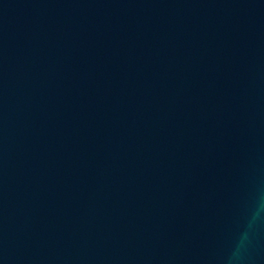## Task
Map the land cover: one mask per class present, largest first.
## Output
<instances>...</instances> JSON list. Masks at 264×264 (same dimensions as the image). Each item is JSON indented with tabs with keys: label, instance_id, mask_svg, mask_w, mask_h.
I'll return each mask as SVG.
<instances>
[{
	"label": "water",
	"instance_id": "1",
	"mask_svg": "<svg viewBox=\"0 0 264 264\" xmlns=\"http://www.w3.org/2000/svg\"><path fill=\"white\" fill-rule=\"evenodd\" d=\"M261 200L264 0H0V264H264Z\"/></svg>",
	"mask_w": 264,
	"mask_h": 264
},
{
	"label": "clouds",
	"instance_id": "2",
	"mask_svg": "<svg viewBox=\"0 0 264 264\" xmlns=\"http://www.w3.org/2000/svg\"><path fill=\"white\" fill-rule=\"evenodd\" d=\"M261 215H264V200H261L260 203H258L254 215H253V219L255 220L256 218L260 217ZM247 239V236H243L241 241L239 242L235 252L233 253V259L234 260H239L241 258V253L242 250L245 246V241Z\"/></svg>",
	"mask_w": 264,
	"mask_h": 264
}]
</instances>
